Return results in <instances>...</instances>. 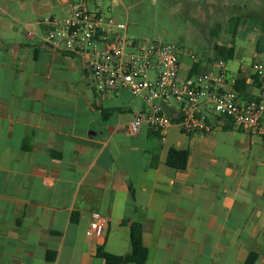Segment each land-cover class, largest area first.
Returning <instances> with one entry per match:
<instances>
[{"label":"crops","instance_id":"1","mask_svg":"<svg viewBox=\"0 0 264 264\" xmlns=\"http://www.w3.org/2000/svg\"><path fill=\"white\" fill-rule=\"evenodd\" d=\"M260 36L243 35L247 64H226L244 86L240 102L260 94L250 68L264 56ZM230 46L233 59L242 47ZM215 58L185 57L179 79L208 71ZM147 110L124 90L97 93L81 59L51 51L42 35L4 43L0 264H103L98 247L130 251L131 223L141 224L144 264H245L251 252L252 264H264V115L262 132L225 119L210 133L173 123L163 139L145 125L127 137V123ZM164 110L175 116L178 107ZM170 148L188 152L184 169L166 165ZM94 214L107 221L100 237L85 235Z\"/></svg>","mask_w":264,"mask_h":264},{"label":"built area","instance_id":"2","mask_svg":"<svg viewBox=\"0 0 264 264\" xmlns=\"http://www.w3.org/2000/svg\"><path fill=\"white\" fill-rule=\"evenodd\" d=\"M39 26L42 42L48 49L81 59L97 93L110 95L124 90L147 104V111H138L127 123V137L136 135L145 125L163 139L173 123L184 132L210 133L222 126L225 119L244 132H262L264 56L250 65L259 85V96L240 102L225 60L216 58L208 71L179 79L181 57L194 61L193 54L169 43L128 40L126 24L111 16L109 7L101 9L96 2L89 7L83 0L64 18L50 17ZM227 83L232 88L221 90ZM171 104L178 107L175 116L164 110ZM93 217L85 235L100 237L107 221L99 214Z\"/></svg>","mask_w":264,"mask_h":264},{"label":"rangeland","instance_id":"3","mask_svg":"<svg viewBox=\"0 0 264 264\" xmlns=\"http://www.w3.org/2000/svg\"><path fill=\"white\" fill-rule=\"evenodd\" d=\"M81 1L0 0V51L4 43L23 40L27 33L40 37L42 20L64 18ZM85 1L89 7L95 2L101 9L109 7L111 16L126 24L128 40L169 43L186 49L195 59L218 57L219 49H227L235 40L242 49L233 59L226 60L230 69L250 61V46L243 35L254 42L264 25V0Z\"/></svg>","mask_w":264,"mask_h":264},{"label":"trees","instance_id":"4","mask_svg":"<svg viewBox=\"0 0 264 264\" xmlns=\"http://www.w3.org/2000/svg\"><path fill=\"white\" fill-rule=\"evenodd\" d=\"M261 36L264 37V25L260 26ZM233 46L227 49L220 48L218 57L223 60L232 59L233 57ZM215 58V59H216ZM191 77V75H189ZM241 80H235L234 90L240 91L244 86L239 87ZM188 152L186 150H180L170 148L166 157V165L168 167L182 170L186 167ZM130 229V251L125 255H115L106 252L102 247H98L96 250V256L102 259L103 264H144L148 258V250L142 243V228L139 223H131ZM258 257V254L251 252L247 258L245 264H252V262Z\"/></svg>","mask_w":264,"mask_h":264},{"label":"water","instance_id":"5","mask_svg":"<svg viewBox=\"0 0 264 264\" xmlns=\"http://www.w3.org/2000/svg\"><path fill=\"white\" fill-rule=\"evenodd\" d=\"M15 30H17V28H14Z\"/></svg>","mask_w":264,"mask_h":264}]
</instances>
